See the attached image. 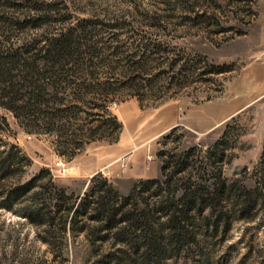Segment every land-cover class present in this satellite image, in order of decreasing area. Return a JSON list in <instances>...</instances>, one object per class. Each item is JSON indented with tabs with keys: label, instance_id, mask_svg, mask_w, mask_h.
Here are the masks:
<instances>
[{
	"label": "trees",
	"instance_id": "obj_1",
	"mask_svg": "<svg viewBox=\"0 0 264 264\" xmlns=\"http://www.w3.org/2000/svg\"><path fill=\"white\" fill-rule=\"evenodd\" d=\"M67 12L65 0H0V107L28 133L51 137L55 152L72 159L91 142L119 141L124 125L111 109L119 92L118 74H135L130 87L141 102L157 88L153 79L143 77L151 70L154 51L137 45L121 58L125 51L99 47L88 32L72 25L59 29ZM44 27L57 32L44 36L27 31ZM162 66L154 75L168 79V90L211 80L210 73L226 70L201 56ZM164 94H155L151 106L162 103L168 97ZM178 130L174 126L163 135L160 175L137 179L123 194L98 172L75 195L57 184L47 167L26 176L33 161L9 139L10 123L0 114V207L25 217L53 249L82 236L92 253L108 261L135 258L142 264H163L196 246L200 235L228 227L236 212L250 218L264 202V151L259 184L248 188L226 179L221 167L212 175L204 170L202 162H215L217 150L208 149L198 161L196 146L170 147Z\"/></svg>",
	"mask_w": 264,
	"mask_h": 264
},
{
	"label": "rangeland",
	"instance_id": "obj_2",
	"mask_svg": "<svg viewBox=\"0 0 264 264\" xmlns=\"http://www.w3.org/2000/svg\"><path fill=\"white\" fill-rule=\"evenodd\" d=\"M65 1L67 18L57 24L59 29L72 25L76 31L88 32L99 47H109V52L125 51L119 54L121 58L134 52L137 45L148 53L154 51L151 70L143 77L153 79L157 89L141 102L130 87L135 74H118L119 92L111 109L124 125L119 141L91 142L72 159L55 152L51 137L28 133L9 110L0 107V114L10 123L9 139L33 161L26 176L47 167L57 184L79 195L90 177L100 172L127 194L131 189L126 191L127 184L133 185L138 173L161 166L158 151L164 147L163 135L179 126L170 147L196 146L198 161L208 149L217 150L215 162H202L205 171L212 175L221 167L226 179L248 188L259 184L264 151V0ZM27 31L44 36L57 32L45 27ZM190 56L206 57L226 70L210 73L211 80L196 79L186 87L170 90L168 79L155 77L159 65ZM121 63H125L123 59ZM155 94L168 97L151 106ZM178 135H182L181 140L172 141ZM217 142L219 147H215ZM150 153L155 155L153 160H148ZM221 153L224 156L219 162ZM139 204L144 206L141 200ZM257 207L247 219L239 218L236 212L228 227L200 235L196 246L168 257L163 264H264V202ZM0 264L142 262L135 258L118 263L103 259L90 251L82 236L53 249L25 217L0 207Z\"/></svg>",
	"mask_w": 264,
	"mask_h": 264
},
{
	"label": "crops",
	"instance_id": "obj_3",
	"mask_svg": "<svg viewBox=\"0 0 264 264\" xmlns=\"http://www.w3.org/2000/svg\"><path fill=\"white\" fill-rule=\"evenodd\" d=\"M111 152V155H110V157H112L113 156V153H112V151H110ZM98 171V170H97ZM159 172H160V167H159V165H157L156 166V168L153 170V171H151V172H149V170L147 169H144L143 171H141L140 173H138V175L135 177V178H147V177H156V176H158L159 175ZM131 178V177H130ZM134 178V177H133ZM128 186H127V189H126V191L127 190H129L130 188H131V186H132V184H127Z\"/></svg>",
	"mask_w": 264,
	"mask_h": 264
},
{
	"label": "built area",
	"instance_id": "obj_4",
	"mask_svg": "<svg viewBox=\"0 0 264 264\" xmlns=\"http://www.w3.org/2000/svg\"><path fill=\"white\" fill-rule=\"evenodd\" d=\"M154 158H155V155H154V154H151V153H150V154L148 155V160H153Z\"/></svg>",
	"mask_w": 264,
	"mask_h": 264
}]
</instances>
